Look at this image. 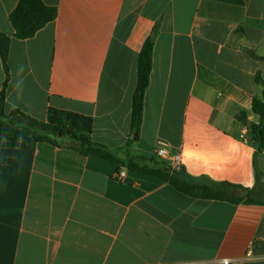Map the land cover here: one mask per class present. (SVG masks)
I'll return each mask as SVG.
<instances>
[{
    "label": "crops",
    "instance_id": "crops-1",
    "mask_svg": "<svg viewBox=\"0 0 264 264\" xmlns=\"http://www.w3.org/2000/svg\"><path fill=\"white\" fill-rule=\"evenodd\" d=\"M18 2L0 0L7 115L89 117L91 140L122 161L255 188L249 127L264 89V0H44L58 17L26 40L9 20ZM149 36L136 138L137 59ZM5 79L0 58V102ZM53 140L0 135V264H264V205L194 198ZM160 148L181 162L160 159ZM257 166L264 192V151Z\"/></svg>",
    "mask_w": 264,
    "mask_h": 264
},
{
    "label": "trees",
    "instance_id": "trees-1",
    "mask_svg": "<svg viewBox=\"0 0 264 264\" xmlns=\"http://www.w3.org/2000/svg\"><path fill=\"white\" fill-rule=\"evenodd\" d=\"M58 17V10L48 6L44 0H19L16 8L10 14L9 20L15 31V38L26 40L33 38L39 31L52 23ZM11 38L0 32V58L6 72L0 102V135L34 137L37 141H47L59 145L51 137L68 138V147L82 155H94L100 158L126 166L131 171L147 175L159 176L174 186L181 193L200 199L230 202L232 204L264 205L262 178L258 171V157L264 151V89L261 98H254L253 113L260 118L257 124H251L252 141L255 146V166L257 168L256 184L253 190L227 183L218 184L207 179L193 180L186 175L183 168H171L164 163H155L153 167L141 165L133 158L126 161L118 159L107 147L94 143L90 134L93 121L89 117L74 113L50 110L47 122H40L19 111L6 114L5 94L9 81V50ZM155 37L149 36L141 49L137 59V87L133 96L131 130L137 138L143 123L144 100L149 86L153 68V52ZM256 81L264 86L261 74H257ZM242 112L240 118H245ZM13 118V119H12ZM15 118V119H14ZM20 118V119H19ZM43 129L45 135L34 136L32 131Z\"/></svg>",
    "mask_w": 264,
    "mask_h": 264
},
{
    "label": "built area",
    "instance_id": "built-area-1",
    "mask_svg": "<svg viewBox=\"0 0 264 264\" xmlns=\"http://www.w3.org/2000/svg\"><path fill=\"white\" fill-rule=\"evenodd\" d=\"M156 154L160 159H171L172 161H174L177 164H179L181 162V155L179 153L175 154V155H171V154H169V152L167 151L166 148L158 149ZM125 175H126V172H121L119 174L120 177H124ZM223 263L224 264H231V261L224 260Z\"/></svg>",
    "mask_w": 264,
    "mask_h": 264
},
{
    "label": "rangeland",
    "instance_id": "rangeland-1",
    "mask_svg": "<svg viewBox=\"0 0 264 264\" xmlns=\"http://www.w3.org/2000/svg\"><path fill=\"white\" fill-rule=\"evenodd\" d=\"M13 119V118H12ZM15 119V118H14ZM20 119V118H19ZM32 134H34V136L36 135V136H40V135H45L46 134V131H44L43 129L41 130V129H39V130H36V129H34L33 131H32ZM53 139H55V140H58L59 139V142L60 143H69L70 144V140L68 139V138H58L57 136H55V135H52L51 136Z\"/></svg>",
    "mask_w": 264,
    "mask_h": 264
}]
</instances>
